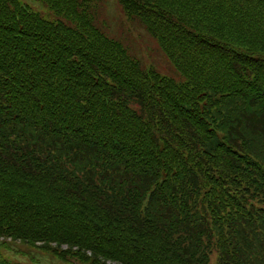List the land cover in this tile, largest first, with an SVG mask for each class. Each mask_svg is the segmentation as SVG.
I'll use <instances>...</instances> for the list:
<instances>
[{
	"label": "trees",
	"instance_id": "obj_1",
	"mask_svg": "<svg viewBox=\"0 0 264 264\" xmlns=\"http://www.w3.org/2000/svg\"><path fill=\"white\" fill-rule=\"evenodd\" d=\"M100 1L0 0V264H264V0Z\"/></svg>",
	"mask_w": 264,
	"mask_h": 264
},
{
	"label": "rangeland",
	"instance_id": "obj_2",
	"mask_svg": "<svg viewBox=\"0 0 264 264\" xmlns=\"http://www.w3.org/2000/svg\"><path fill=\"white\" fill-rule=\"evenodd\" d=\"M42 12L52 18L47 9H42ZM97 16L108 35L120 41L131 52H135L146 63H153L161 71L168 72L166 61L153 40L135 22L127 20L116 0H101ZM9 248L15 254L12 258L23 260L25 264H68L49 253L20 243H10Z\"/></svg>",
	"mask_w": 264,
	"mask_h": 264
}]
</instances>
